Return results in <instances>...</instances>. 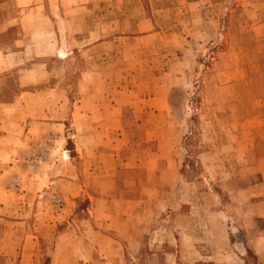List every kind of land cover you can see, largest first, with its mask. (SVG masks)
Here are the masks:
<instances>
[{
    "label": "rangeland",
    "instance_id": "obj_1",
    "mask_svg": "<svg viewBox=\"0 0 264 264\" xmlns=\"http://www.w3.org/2000/svg\"><path fill=\"white\" fill-rule=\"evenodd\" d=\"M0 100L22 264H264V0H0Z\"/></svg>",
    "mask_w": 264,
    "mask_h": 264
},
{
    "label": "crops",
    "instance_id": "obj_2",
    "mask_svg": "<svg viewBox=\"0 0 264 264\" xmlns=\"http://www.w3.org/2000/svg\"><path fill=\"white\" fill-rule=\"evenodd\" d=\"M5 146L0 147V160L3 159L2 155H5L7 151H5ZM3 161V160H2ZM4 165L0 162V176L4 171L6 174L7 170L4 169ZM2 170V172H1ZM18 191V190H17ZM16 190L6 189L4 195L5 200H0V222L4 224H18L19 221H14L12 219L14 211H22L24 215L23 224H31V220L28 221L26 217L31 218L32 215L35 218H40L42 214V200L44 199V194L38 193H30V192H17ZM48 198H45V200ZM36 222L34 221L33 224ZM0 236V264H11V262H16L17 264H22L23 262H27L32 260L33 255V246H31V242L26 239H20V241H14L10 238H4ZM32 237L36 238L37 235H33ZM31 240V239H30ZM18 252L16 256H14V252ZM2 256V257H1ZM15 257V258H14ZM28 258V259H27Z\"/></svg>",
    "mask_w": 264,
    "mask_h": 264
},
{
    "label": "trees",
    "instance_id": "obj_3",
    "mask_svg": "<svg viewBox=\"0 0 264 264\" xmlns=\"http://www.w3.org/2000/svg\"><path fill=\"white\" fill-rule=\"evenodd\" d=\"M12 30H13V27H10L7 31H12ZM7 31H6V32H7ZM7 33H8V32H7ZM7 33L4 34V35L1 36V37H2V38H5V37L7 38V37H9L10 34H11V32H9L10 34H9V33L7 34ZM5 91H7V90H5ZM17 92H18L17 90H14L13 93H12V96H11L10 98L4 100V102H9V101L11 100V98H12ZM0 101H1V100H0ZM247 253H250L249 250L247 251ZM46 261H47V259H46Z\"/></svg>",
    "mask_w": 264,
    "mask_h": 264
}]
</instances>
